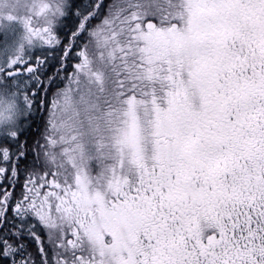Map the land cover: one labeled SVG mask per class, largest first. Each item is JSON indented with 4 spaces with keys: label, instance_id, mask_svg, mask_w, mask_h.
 <instances>
[{
    "label": "snow or ice",
    "instance_id": "1",
    "mask_svg": "<svg viewBox=\"0 0 264 264\" xmlns=\"http://www.w3.org/2000/svg\"><path fill=\"white\" fill-rule=\"evenodd\" d=\"M0 264H264V0H0Z\"/></svg>",
    "mask_w": 264,
    "mask_h": 264
},
{
    "label": "rangeland",
    "instance_id": "2",
    "mask_svg": "<svg viewBox=\"0 0 264 264\" xmlns=\"http://www.w3.org/2000/svg\"><path fill=\"white\" fill-rule=\"evenodd\" d=\"M111 2V0H109V3Z\"/></svg>",
    "mask_w": 264,
    "mask_h": 264
},
{
    "label": "flooded vegetation",
    "instance_id": "3",
    "mask_svg": "<svg viewBox=\"0 0 264 264\" xmlns=\"http://www.w3.org/2000/svg\"><path fill=\"white\" fill-rule=\"evenodd\" d=\"M107 2H108V0H107Z\"/></svg>",
    "mask_w": 264,
    "mask_h": 264
}]
</instances>
